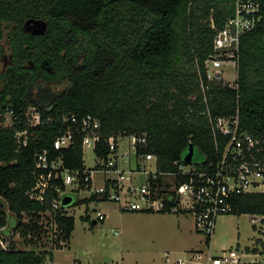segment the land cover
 I'll return each mask as SVG.
<instances>
[{"label":"trees","instance_id":"trees-1","mask_svg":"<svg viewBox=\"0 0 264 264\" xmlns=\"http://www.w3.org/2000/svg\"><path fill=\"white\" fill-rule=\"evenodd\" d=\"M256 1L261 21L241 38L239 89H233L206 87L205 60L217 31L234 15L236 0H0V60L12 56L0 69V111L10 106L18 116L12 126L0 125V228L15 223L22 239L0 248V264H49L53 249L29 247L50 236L56 249L69 245L75 216H59L63 229L57 231L37 221L57 193L51 191L45 203L29 196L39 152L61 156L71 169L86 166L81 132L70 147H54L71 124L65 115L100 120L103 138L95 148L100 158L109 156L110 136H145L148 143L137 154H155L162 172L185 164L191 144L194 163L221 159L229 137L218 134L216 143L211 117L238 113L242 130L264 132V0ZM31 18L45 20L47 31L27 32ZM61 80L67 85L57 89ZM30 106L41 111L40 125L28 124ZM19 130H27L26 145L16 136ZM188 179L189 174L177 177L179 183ZM94 199L79 198L76 204ZM230 201L234 209L228 214L264 216V192L234 194ZM89 209L82 217L93 222ZM206 242L210 245L209 236Z\"/></svg>","mask_w":264,"mask_h":264},{"label":"built area","instance_id":"built-area-1","mask_svg":"<svg viewBox=\"0 0 264 264\" xmlns=\"http://www.w3.org/2000/svg\"><path fill=\"white\" fill-rule=\"evenodd\" d=\"M260 21L258 1L236 0L234 15L226 21L224 28L217 31L213 40V50L205 60L207 88L209 83H214L220 87L239 89L237 81L241 38L243 34L254 29ZM231 66L235 74L229 78L226 76L225 69ZM200 78L204 80L201 73ZM203 80L201 86L206 89ZM25 116L28 124L32 126L40 125L44 121L41 111L35 106L28 107ZM17 119L18 116L10 106H7L4 112L0 111L2 126H12L13 121ZM48 119L51 120V118ZM64 120L67 122L71 120V124L54 140L55 149L70 147L75 141L77 132L83 134V150L89 146L95 150L102 141L101 122L93 114L80 118L77 114L65 115ZM75 123L79 125L75 126ZM211 123L216 143L219 142L218 134L229 137L221 159L217 162L200 164L193 162L183 165H179L176 161L175 163L179 166L175 172L160 171L157 156L153 153L137 154L138 148L148 143L145 136L138 134L129 135V149L123 153H120V141L123 136H110L107 140L110 148L108 158L97 157L99 161L93 168L85 166L84 169H71L64 164L61 156L51 158L47 150L39 152L36 157V183L29 191V196L42 203L48 200L51 191L57 193V196L53 198L51 208L39 213L37 221L42 229L57 231V229H63L58 222L59 216H74L75 210L82 206L87 213V208H90L92 204L114 201L125 211L170 210L192 213L197 231L206 234V238L209 236L212 242L217 218L231 213L234 209L230 201L234 194L264 192V132L254 135L242 130L238 113L211 117ZM16 136L23 145L27 144V130L17 131ZM132 151L137 158V165L126 172L120 162L124 160L130 163ZM150 163L154 164V168H151ZM94 170H102L114 175H106L102 184L97 186L93 179ZM137 172H145L147 179L139 183L132 182L129 174ZM184 174H189V179L179 183L177 177ZM109 179L114 182L108 185ZM80 192L85 194L78 196ZM68 195L72 196V201L64 204L63 200ZM92 196H95L96 200L76 204L77 199ZM167 202H171L170 209L167 208ZM6 211L11 218L12 214L8 208ZM23 215V221L26 222L27 214L23 212ZM106 216L104 211L98 210L95 218L97 221L105 220ZM255 216L260 217L261 220L264 218L261 215ZM252 221L256 222L257 218H253ZM14 225L15 223L11 222L0 228V248L10 247L12 239L9 242L6 239L10 233L11 236L17 234L20 237V233L13 230ZM60 243L65 242L61 240ZM241 259V255L236 250H232L230 255L224 256L223 259L213 258L212 264H222L224 261L241 264ZM182 260L180 258V261ZM49 264L55 263L49 261Z\"/></svg>","mask_w":264,"mask_h":264},{"label":"rangeland","instance_id":"rangeland-1","mask_svg":"<svg viewBox=\"0 0 264 264\" xmlns=\"http://www.w3.org/2000/svg\"><path fill=\"white\" fill-rule=\"evenodd\" d=\"M8 55L0 60V69L9 63ZM225 73L229 78L235 74L232 66L225 69ZM129 139L130 136L121 139L120 153L129 149ZM136 159L132 151L130 163L122 160L120 165L128 172L129 168L136 167ZM98 161L93 147H86L85 165L93 168ZM153 165L151 168H154ZM106 175L114 174L94 170L95 185H101ZM129 175L136 183L147 179L145 172ZM84 194L80 192L77 195ZM98 210L104 211L107 216L96 224L82 217L86 213L84 206L75 210V229L69 245L62 249L52 246L51 236L29 249H53L54 257L51 260L55 264H77L79 261L82 264H212L213 258L223 259L232 250L241 255V264H264V254L261 253L263 242L260 240H264V220L255 215H220L209 245L206 234L195 228L194 215L189 212L125 211L114 201H104L92 204L88 210L93 220H96ZM253 218H257V221L253 222ZM11 235L6 237L8 242L11 239V242L22 240L17 234ZM248 246L258 250L248 252ZM180 258L183 260L180 261ZM51 260L48 258L47 262ZM222 264L233 263L224 261Z\"/></svg>","mask_w":264,"mask_h":264},{"label":"water","instance_id":"water-1","mask_svg":"<svg viewBox=\"0 0 264 264\" xmlns=\"http://www.w3.org/2000/svg\"><path fill=\"white\" fill-rule=\"evenodd\" d=\"M24 28L26 31L31 32L32 34H39L40 35V34H44L47 31L48 24L43 19L31 18V19H28L26 21ZM194 154H195L194 145L191 144L190 149L185 156V163L186 164H191L194 162V159H193ZM71 201H72V196L68 195L64 198L63 203L68 204ZM93 223L96 224L97 220H93Z\"/></svg>","mask_w":264,"mask_h":264},{"label":"flooded vegetation","instance_id":"flooded-vegetation-1","mask_svg":"<svg viewBox=\"0 0 264 264\" xmlns=\"http://www.w3.org/2000/svg\"><path fill=\"white\" fill-rule=\"evenodd\" d=\"M26 23V22H25ZM25 26V25H24ZM28 32V31H27ZM31 33V32H29ZM32 34V33H31ZM32 35H39V34H32ZM12 61V56H9V63ZM45 62V61H44ZM43 62V64H44ZM34 65V64H33ZM47 65V64H46ZM7 66V65H6ZM47 69H50V71H52V68L49 67ZM67 85V81L66 80H61L60 83L58 85H56V88L57 89H60V88H64L65 86Z\"/></svg>","mask_w":264,"mask_h":264},{"label":"crops","instance_id":"crops-1","mask_svg":"<svg viewBox=\"0 0 264 264\" xmlns=\"http://www.w3.org/2000/svg\"><path fill=\"white\" fill-rule=\"evenodd\" d=\"M260 240H262V242H263V249H262L261 253L264 254V240H263L262 238H261ZM246 250H247L248 252L251 251V250H254V251L256 252V251L258 250V248H250V247L248 246ZM248 255H250V254L248 253ZM77 264H82V262L79 261Z\"/></svg>","mask_w":264,"mask_h":264}]
</instances>
